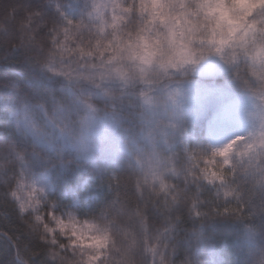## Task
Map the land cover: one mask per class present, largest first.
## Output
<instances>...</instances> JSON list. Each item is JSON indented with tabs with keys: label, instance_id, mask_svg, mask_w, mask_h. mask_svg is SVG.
I'll return each instance as SVG.
<instances>
[{
	"label": "clouds",
	"instance_id": "clouds-1",
	"mask_svg": "<svg viewBox=\"0 0 264 264\" xmlns=\"http://www.w3.org/2000/svg\"><path fill=\"white\" fill-rule=\"evenodd\" d=\"M34 16L30 39L13 47L70 95L23 96L10 135L0 137V206L24 229L12 259L0 264H204L176 255L185 240L207 239L204 230L223 216L221 202L245 206L239 218L256 229L258 249H246L247 264H264V221L255 222L264 216V5L82 0L70 16L58 0ZM210 58L249 98L245 131L216 146L177 145L167 131L179 130L181 86ZM106 120L147 128L143 140L152 139L131 152L140 167L130 170L119 203L65 212L53 205L51 185L35 176L54 182L68 165L94 169L107 159L96 151ZM58 220L69 226L61 229Z\"/></svg>",
	"mask_w": 264,
	"mask_h": 264
},
{
	"label": "trees",
	"instance_id": "trees-1",
	"mask_svg": "<svg viewBox=\"0 0 264 264\" xmlns=\"http://www.w3.org/2000/svg\"><path fill=\"white\" fill-rule=\"evenodd\" d=\"M57 2L58 0H0V137L10 135V118L17 112L23 96L32 97L35 102L41 98L38 95L40 92L48 93L49 96L63 94V82L42 77L22 61L21 49L13 47L21 38L25 41L30 39L37 19L34 13L40 10V6L44 3L55 5ZM62 2L64 6L78 9L82 7V0ZM5 116L8 119H5ZM117 124L129 137L136 136L142 128L141 124L135 121H121ZM132 168L134 163L127 158L118 161L110 173L97 167L93 169L91 165L87 168L68 165L55 175L54 182L50 178L53 202L82 214L94 211L108 200L119 203L127 191L126 184ZM212 206L216 207L215 204ZM249 207L252 208L253 205ZM244 209L243 204L226 208L229 221L234 222V225L244 222L239 218L245 215ZM203 210L207 211L208 208ZM216 210L225 214L220 206ZM222 217L204 230L206 240L195 245L190 239L182 242L176 259H183L186 253H190L193 258L204 260V252L210 245H219L218 242L223 240L225 244L229 243L232 239L231 230L222 226ZM229 221L226 223H230ZM262 221L264 216L258 215L255 222L260 224ZM23 231L15 213L6 206H0V261L12 259L16 240ZM180 235L183 236V233Z\"/></svg>",
	"mask_w": 264,
	"mask_h": 264
},
{
	"label": "rangeland",
	"instance_id": "rangeland-1",
	"mask_svg": "<svg viewBox=\"0 0 264 264\" xmlns=\"http://www.w3.org/2000/svg\"><path fill=\"white\" fill-rule=\"evenodd\" d=\"M247 3L250 8H256L264 5V0H247ZM64 8L70 16H75L79 12L78 8L71 6ZM188 63L194 62L188 61ZM63 94L70 95L65 84ZM180 102L181 108L177 117L179 130L167 131V135L175 137L177 145L182 142L192 147L216 146L245 131L249 98L228 69L215 59L210 58L201 62L189 71L188 78L181 86ZM141 127V131L136 136L129 137L120 130L115 121L106 120L101 126V131L97 133L99 139L96 151L107 152L108 158H101L96 167L110 173L118 161L127 158L133 161L135 168H139L140 162L131 158V152L152 139L147 137L146 141L143 140L147 128L142 125ZM35 179L40 183L51 185L52 192L50 178L40 174L36 175ZM53 205L60 206L56 202H53ZM219 206L225 211L221 218L222 226L231 230L232 239L227 244L223 240L218 242L219 245H210L204 252V264H247L246 249L250 252L258 251L256 229L244 222L234 225L235 223H231L228 219V210H225L228 207L222 202ZM60 207L65 212L77 213L75 209ZM228 221L230 223H226ZM80 239L83 240V237ZM96 242L99 244L101 241L96 238Z\"/></svg>",
	"mask_w": 264,
	"mask_h": 264
},
{
	"label": "snow or ice",
	"instance_id": "snow-or-ice-1",
	"mask_svg": "<svg viewBox=\"0 0 264 264\" xmlns=\"http://www.w3.org/2000/svg\"><path fill=\"white\" fill-rule=\"evenodd\" d=\"M12 195L15 196L16 193L13 192ZM57 225H58V227H60L61 229H63V228H65V227H68V226H69V225H67V224H64L63 221H59V220L57 221ZM72 226L74 227L75 225L73 224Z\"/></svg>",
	"mask_w": 264,
	"mask_h": 264
}]
</instances>
